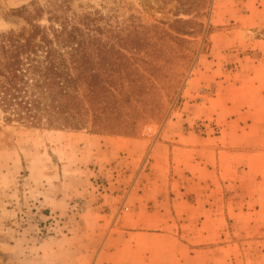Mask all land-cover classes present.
I'll return each mask as SVG.
<instances>
[{
	"label": "crops",
	"instance_id": "obj_1",
	"mask_svg": "<svg viewBox=\"0 0 264 264\" xmlns=\"http://www.w3.org/2000/svg\"><path fill=\"white\" fill-rule=\"evenodd\" d=\"M259 1L263 6L248 16V25L264 31ZM259 43L244 59V74L224 85L214 80L213 97L192 102L204 87L196 82L182 117L163 126L157 138L53 131L48 159L37 150L25 160V201L40 219L54 213L65 220L55 235L39 241L30 235L34 224L29 232L15 231L0 244L7 264H185L183 247L170 248L184 246L174 236L178 231L211 220L264 227V37ZM201 118L214 120L219 136L190 130ZM103 179L108 192L96 188ZM124 188L130 192L121 204L118 190ZM76 201L83 203L79 214L71 213ZM121 205L126 212L119 213Z\"/></svg>",
	"mask_w": 264,
	"mask_h": 264
},
{
	"label": "rangeland",
	"instance_id": "obj_2",
	"mask_svg": "<svg viewBox=\"0 0 264 264\" xmlns=\"http://www.w3.org/2000/svg\"><path fill=\"white\" fill-rule=\"evenodd\" d=\"M262 6L259 0H0V33L28 26L25 11L19 12L22 8L40 10L41 25L58 27L64 18L70 24L87 23L103 50L101 85L115 89L102 94L96 109L102 108L95 120L98 126L91 124V110L87 126L80 130L6 123L0 115V244L10 242L15 231L29 232L33 224L30 235L38 241L46 239L65 220L54 213L40 219L39 212L27 210L25 201V178L30 175L25 160L37 150L48 159L49 147L54 145L50 136L57 134L53 131L157 138L163 126L182 117L178 113L188 90L197 94L192 102H200L214 96L218 87L214 80L224 85L244 74V59L254 55L249 49L259 48L264 37V31L249 29L248 16ZM196 82L204 87L194 94ZM190 126L202 137L219 136L221 130L214 120L203 118ZM97 182L104 190L109 187L104 179ZM127 188L118 190L121 204L129 195ZM124 206L119 213L127 211ZM207 223L211 225L181 231L173 224V232L178 231L174 236L184 246L170 248L181 251L183 247L185 264H264V227L232 226L223 220ZM41 227L45 236L39 233ZM7 259L0 251V264H7Z\"/></svg>",
	"mask_w": 264,
	"mask_h": 264
},
{
	"label": "trees",
	"instance_id": "obj_3",
	"mask_svg": "<svg viewBox=\"0 0 264 264\" xmlns=\"http://www.w3.org/2000/svg\"><path fill=\"white\" fill-rule=\"evenodd\" d=\"M26 13L27 27L0 33V115L6 123L80 130L95 120L103 92L102 46L87 23L54 18L38 22L40 10ZM51 19V18H50ZM114 87V86H113Z\"/></svg>",
	"mask_w": 264,
	"mask_h": 264
},
{
	"label": "built area",
	"instance_id": "obj_4",
	"mask_svg": "<svg viewBox=\"0 0 264 264\" xmlns=\"http://www.w3.org/2000/svg\"><path fill=\"white\" fill-rule=\"evenodd\" d=\"M96 188H97V190H102L103 189V185H102V183L101 182H97V185H96ZM74 210H79V211H81V209L83 208V203L81 202V201H76L75 203H74ZM44 229H45V227L43 228V227H41L40 228V234H41V236H45V234H44Z\"/></svg>",
	"mask_w": 264,
	"mask_h": 264
}]
</instances>
